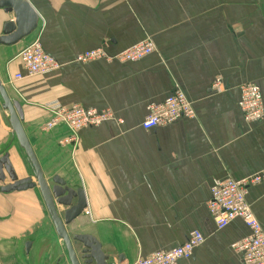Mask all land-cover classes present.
<instances>
[{
	"label": "crops",
	"instance_id": "0c3cea01",
	"mask_svg": "<svg viewBox=\"0 0 264 264\" xmlns=\"http://www.w3.org/2000/svg\"><path fill=\"white\" fill-rule=\"evenodd\" d=\"M26 1L38 26L0 45V80L22 106L46 180L59 177L85 193L87 209L66 226L68 234L93 236L107 264H133L199 231L204 244L178 264H244L233 245L249 228L236 219L219 229L208 202L214 180L264 174V118L248 123L239 107L246 83L259 86L264 101V0ZM14 19L0 9V37ZM36 38L61 67L16 82L26 74L19 54ZM145 40L156 51L137 62L76 60L96 49L116 57ZM178 89L195 117L144 130L147 107ZM53 102L109 110L114 120L83 129L73 154L59 144L64 126L42 131L51 118L44 106ZM5 154L19 179L33 176L0 98V159ZM247 201L264 230V183L249 188ZM0 264H70L38 188L0 191Z\"/></svg>",
	"mask_w": 264,
	"mask_h": 264
},
{
	"label": "built area",
	"instance_id": "2783aa9c",
	"mask_svg": "<svg viewBox=\"0 0 264 264\" xmlns=\"http://www.w3.org/2000/svg\"><path fill=\"white\" fill-rule=\"evenodd\" d=\"M156 51L151 40H145L127 49L116 57L109 56L104 49L84 52L77 56V62L87 63L104 59L108 62H137ZM25 75L19 74L14 80L20 81L24 76H43L61 67V64L45 51L40 38H36L20 54ZM221 82L217 79L213 90H220ZM240 110L248 123L259 122L264 118V101L260 87L254 83L241 86ZM50 114V120L43 126V132H50L60 126L67 129V136L59 142L62 147H71L73 154L78 150L80 132L85 128L98 127L104 122L113 121L114 114L107 111H97L83 106L64 107L57 102L44 106ZM195 111L191 102L181 90H176L160 104L147 107V115L142 123L144 130H152L176 122L182 118H194ZM264 183V174H259L242 181L233 179L214 180L208 202V212L219 229L226 227L232 221L241 219L250 230V235L233 245L240 252L244 264H264V230L256 218L251 205L247 201L251 186ZM205 242L204 235L199 231L190 233L188 240L171 250L157 251L145 258H138L133 264H178L179 261L192 258L194 251ZM109 264H119L112 262Z\"/></svg>",
	"mask_w": 264,
	"mask_h": 264
},
{
	"label": "water",
	"instance_id": "95a60500",
	"mask_svg": "<svg viewBox=\"0 0 264 264\" xmlns=\"http://www.w3.org/2000/svg\"><path fill=\"white\" fill-rule=\"evenodd\" d=\"M0 9L13 13L14 21L4 27L0 45H14L28 37L38 26L39 17L32 5L26 0H0ZM0 98L2 107L9 115V123L20 148L24 151L32 177L19 179L10 161L9 154L0 159V181L2 193L23 192L38 188L55 231L63 241L70 264H107L109 256L102 251L101 244L91 235L76 234L70 236L66 226L74 222L87 209V200L83 189L70 188L59 177L47 181L38 158L30 144L22 125L23 111L18 101L12 100L0 80ZM7 178L11 183L6 184ZM57 206L65 208L60 213ZM80 245L79 251L75 247Z\"/></svg>",
	"mask_w": 264,
	"mask_h": 264
}]
</instances>
